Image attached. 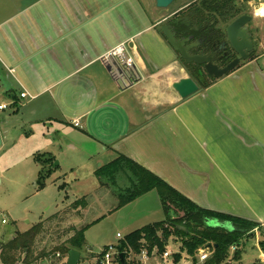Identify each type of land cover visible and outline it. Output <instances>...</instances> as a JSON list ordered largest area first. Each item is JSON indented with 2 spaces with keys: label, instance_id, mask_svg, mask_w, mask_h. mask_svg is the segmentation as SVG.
Wrapping results in <instances>:
<instances>
[{
  "label": "crops",
  "instance_id": "0c3cea01",
  "mask_svg": "<svg viewBox=\"0 0 264 264\" xmlns=\"http://www.w3.org/2000/svg\"><path fill=\"white\" fill-rule=\"evenodd\" d=\"M141 2L148 12L136 0H0V93L14 112L32 98L20 92L48 95L50 118L104 163L123 154L198 206L264 228V52L181 98L172 83L188 72L159 32L176 6ZM120 43L131 69L109 54Z\"/></svg>",
  "mask_w": 264,
  "mask_h": 264
},
{
  "label": "rangeland",
  "instance_id": "374dc122",
  "mask_svg": "<svg viewBox=\"0 0 264 264\" xmlns=\"http://www.w3.org/2000/svg\"><path fill=\"white\" fill-rule=\"evenodd\" d=\"M141 5L137 6L138 11L148 12L146 8L144 12ZM256 7H264V0ZM255 11L258 14L257 9ZM254 22L263 25L264 15L254 16ZM262 36V40L256 42L253 56L264 52V30ZM200 80L201 84L208 82L207 79ZM14 91L17 93V88ZM28 95L32 98L20 99L18 111L14 112L10 100L0 93V103L6 106L0 110V242L12 237L16 230L25 231L43 221L44 231L36 239L34 253L44 251L48 254L30 264H48L52 248L65 241L72 228L89 225L79 251L80 263L88 264L91 252L103 246H117L120 239L116 237L117 233L124 239L133 230L166 218L156 189L117 208L118 199L112 185L94 174L110 155L83 144L80 137L66 136L61 123L50 118L55 117L56 112L48 95L37 99L31 92ZM37 153H51L55 157L54 168L42 188L35 184L40 169L34 160ZM90 154L94 157L90 158ZM99 163L102 164L97 167ZM64 182L66 187L61 188ZM82 197L86 200V206L81 209L82 216L60 213L56 221H48L53 214ZM236 238L239 244L233 245L235 250L229 248L231 263L225 264H264L263 226ZM166 245L176 252L180 249L181 239H169ZM145 264H153V261Z\"/></svg>",
  "mask_w": 264,
  "mask_h": 264
},
{
  "label": "trees",
  "instance_id": "16d2710c",
  "mask_svg": "<svg viewBox=\"0 0 264 264\" xmlns=\"http://www.w3.org/2000/svg\"><path fill=\"white\" fill-rule=\"evenodd\" d=\"M181 62L187 66L185 61L181 60ZM193 79L201 88H206L213 83L207 80L208 82L201 84V78L195 74ZM34 160L40 165L35 184L42 188L54 168L55 158L51 153H37L34 155ZM95 175L99 180L112 185L118 199L117 208L152 189H156L160 196L166 218L135 229L124 239H120L116 246L120 253L131 250L138 254L142 249H145L148 254H151L153 249L161 253L169 238L173 237L175 241V238L180 237V250L184 249L187 253L194 254L198 248L212 244L214 247L207 264H225L229 257L230 246L239 244V239L236 237L241 238L251 233L254 228L260 227L258 222L198 206L162 178L123 154H118L99 167ZM65 187L64 182L61 188ZM85 206L84 197L76 199L61 212L53 214L48 221H56L60 213L65 215L75 213L82 216L81 209ZM212 220L230 224L231 227L226 229L221 226H212L210 224ZM88 226L72 228L71 235L52 248V257L56 252L66 254L71 249L80 251L84 244V232ZM179 226H183L184 230ZM43 231L44 222L40 221L25 231H14L12 237L0 242L1 264H30L45 257L48 252L34 253L36 239ZM262 245L264 249V244ZM237 253L236 250L235 256ZM175 257L178 259L179 253H176Z\"/></svg>",
  "mask_w": 264,
  "mask_h": 264
},
{
  "label": "flooded vegetation",
  "instance_id": "af4514ba",
  "mask_svg": "<svg viewBox=\"0 0 264 264\" xmlns=\"http://www.w3.org/2000/svg\"><path fill=\"white\" fill-rule=\"evenodd\" d=\"M153 1L155 3V0ZM260 1L261 0H174L169 6H176V8L163 18V22L160 24L159 28L164 24H169L177 40H186L184 46L193 44L188 49L190 54H212V62L218 67H223L237 56V53L227 40L226 26L240 15H247L250 17V20H248L246 24L248 25L247 32L253 41V49L250 58L253 57L256 42L262 40L264 30V24L255 25L253 23L254 16L258 15L255 10ZM136 2L139 6L142 4L141 0H136ZM164 39L166 40L165 37ZM175 52L180 57L179 53L177 51ZM241 63L242 62H240V64ZM183 66L188 72V75L192 78L193 74H195L203 80L207 79L213 81L218 79L210 76L203 65L192 62L187 63V66L183 64ZM236 68L234 70H236Z\"/></svg>",
  "mask_w": 264,
  "mask_h": 264
},
{
  "label": "water",
  "instance_id": "95a60500",
  "mask_svg": "<svg viewBox=\"0 0 264 264\" xmlns=\"http://www.w3.org/2000/svg\"><path fill=\"white\" fill-rule=\"evenodd\" d=\"M174 0H155V5L159 8L168 7ZM250 20L247 15H240L233 19L226 26L227 40L232 48L237 53V56L229 61L223 67H218L212 62V54H190L188 49L193 45L184 46L186 40H177L171 31L169 24H164L159 28V32L166 38L168 45L177 51L180 58L185 60L187 63H196L203 65L204 69L210 76L220 78L225 74L232 72L242 61H246L251 56L253 49V41L247 32L248 25L246 24ZM172 88L178 93L181 98H187L193 94L199 92L200 87L197 82L190 76L179 78L172 83ZM1 144V135H0ZM57 165V162L54 163ZM212 226H221L226 229H230L229 224L220 223L216 220H212L210 223ZM180 229L184 230L183 226H179ZM208 248L214 247L212 244L207 245ZM121 262L124 261V253H120ZM80 257V252L74 249L68 251L67 264H77Z\"/></svg>",
  "mask_w": 264,
  "mask_h": 264
},
{
  "label": "built area",
  "instance_id": "2783aa9c",
  "mask_svg": "<svg viewBox=\"0 0 264 264\" xmlns=\"http://www.w3.org/2000/svg\"><path fill=\"white\" fill-rule=\"evenodd\" d=\"M110 55L117 56L121 59L122 64L128 70L133 67L134 61L131 56L126 54L125 44L120 43L109 51ZM19 96L24 98L28 96V94L23 91L20 92ZM6 106L4 104L0 105V109H4ZM74 125H78L77 121L74 122ZM5 222V220H2ZM116 237L121 239V235L119 233L116 234ZM119 239V240H120ZM172 239L173 238H169ZM169 241V240H168ZM174 241V240H173ZM168 246H165V249L161 253H157L155 249L148 254L145 249H142L138 254H135L133 251H125L124 253V261L121 262L120 252L117 247L114 245L103 246L98 249V251L91 252L90 260L88 264H145L146 262L152 260L153 264H207V260L212 255V248H208L207 246H203L198 248L194 254H189L185 250H177L176 252H172ZM231 251L235 250V246H230ZM179 253V258L176 259L175 254ZM67 256L68 253L62 254L60 252L54 253V256L48 260V264H67ZM82 258L81 255L77 264H81ZM226 262L231 263V257L226 259Z\"/></svg>",
  "mask_w": 264,
  "mask_h": 264
}]
</instances>
